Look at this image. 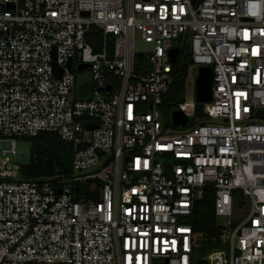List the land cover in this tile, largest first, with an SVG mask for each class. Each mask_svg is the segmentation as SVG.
<instances>
[{
    "label": "built area",
    "instance_id": "obj_1",
    "mask_svg": "<svg viewBox=\"0 0 264 264\" xmlns=\"http://www.w3.org/2000/svg\"><path fill=\"white\" fill-rule=\"evenodd\" d=\"M176 39L193 122L169 132ZM75 62L90 65L89 97ZM200 65L214 70L210 102L196 98ZM42 131L74 144L70 174L22 175L17 137ZM0 149V264H264V0H0ZM208 186L230 219L203 251L192 217ZM240 194L249 212L234 225Z\"/></svg>",
    "mask_w": 264,
    "mask_h": 264
},
{
    "label": "trees",
    "instance_id": "obj_2",
    "mask_svg": "<svg viewBox=\"0 0 264 264\" xmlns=\"http://www.w3.org/2000/svg\"><path fill=\"white\" fill-rule=\"evenodd\" d=\"M88 40L94 45L95 50H101L102 30L92 27L88 33ZM179 40L181 42V39ZM114 43L115 38L111 36L109 38L111 50L114 48ZM142 58L138 57V60ZM191 66V54L180 47L178 60L173 64V81L164 96V109L168 111L177 110L180 101L185 98ZM196 115L204 116L202 104L197 106ZM27 138L32 144V154L30 161L21 165L23 176L32 178L63 173L70 174L72 172L74 153L72 142L63 139L57 132L51 131H42L36 136ZM214 192V187H207L205 196L198 201L192 217L203 251L220 245L218 238L222 232V226L218 223L214 213Z\"/></svg>",
    "mask_w": 264,
    "mask_h": 264
},
{
    "label": "rangeland",
    "instance_id": "obj_3",
    "mask_svg": "<svg viewBox=\"0 0 264 264\" xmlns=\"http://www.w3.org/2000/svg\"><path fill=\"white\" fill-rule=\"evenodd\" d=\"M174 45L177 46H181V42L179 39H176L173 41ZM135 47H136V51L138 53H146V52H150L153 49V44L151 42L146 41L145 39L137 36L135 38ZM75 74L79 78H86V82L87 84L89 83H93V79H92V72L88 69H84V70H80L78 68V62H75ZM194 89V81L190 80L188 82L187 85V90H186V95L189 96L192 94ZM162 107V111H163V116H162V122L164 124V126L168 127V131L169 132H175V129H177L178 127H176L173 123V112L174 110L172 109L171 111H168ZM193 122V118L190 119L189 124ZM11 142L6 140L4 141V146L5 147H10ZM0 154H1V149H0ZM31 154H32V144L29 141V139L27 137H17V153L16 155H11V158L13 160H16L20 165L23 164H27L30 161L31 158ZM239 200L240 202L242 201L243 203L245 202V205H241L239 202V205L237 207L236 210V214H235V218L233 219V224H238L241 220L242 217H245L246 215H248L249 212V198L246 196H243L242 194H240L239 196ZM230 217H226V216H221L217 218V221L220 223H228L229 222Z\"/></svg>",
    "mask_w": 264,
    "mask_h": 264
},
{
    "label": "water",
    "instance_id": "obj_4",
    "mask_svg": "<svg viewBox=\"0 0 264 264\" xmlns=\"http://www.w3.org/2000/svg\"><path fill=\"white\" fill-rule=\"evenodd\" d=\"M197 1V0H193ZM88 14V13H86ZM170 59L175 63L179 57V47H173L169 49ZM140 56L143 53H139ZM68 67L70 70H73L72 61L69 62ZM90 65L87 63L79 64L78 68L80 70L89 68ZM54 68L57 75L61 76L63 68L57 65L56 61L54 62ZM213 86H214V70L210 65H200L198 67V75L196 77V98L197 101L210 102L213 100ZM108 89L112 88V85L107 86ZM189 122V117L185 115L181 110L177 109L173 112V123L176 127L182 128ZM95 126H91L94 128Z\"/></svg>",
    "mask_w": 264,
    "mask_h": 264
},
{
    "label": "crops",
    "instance_id": "obj_5",
    "mask_svg": "<svg viewBox=\"0 0 264 264\" xmlns=\"http://www.w3.org/2000/svg\"><path fill=\"white\" fill-rule=\"evenodd\" d=\"M174 47H179L180 48L181 46L180 45L179 46L174 45ZM179 55H180V51H179ZM142 60H143V58L138 60L137 67H139L142 64ZM93 85H94L93 83L87 84L86 78L84 79V78L81 77L78 80V77H77V88H76L77 95L81 96V97H89V96H91L92 93H93V88H94Z\"/></svg>",
    "mask_w": 264,
    "mask_h": 264
}]
</instances>
